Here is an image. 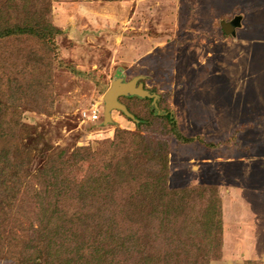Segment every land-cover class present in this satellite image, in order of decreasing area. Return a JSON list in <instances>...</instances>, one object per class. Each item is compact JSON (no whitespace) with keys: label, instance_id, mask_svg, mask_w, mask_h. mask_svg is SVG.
Returning <instances> with one entry per match:
<instances>
[{"label":"rangeland","instance_id":"1","mask_svg":"<svg viewBox=\"0 0 264 264\" xmlns=\"http://www.w3.org/2000/svg\"><path fill=\"white\" fill-rule=\"evenodd\" d=\"M9 1L15 5L0 10L4 23L36 18L59 32L0 42L9 81L4 126L23 147L14 156L20 158L14 160L19 191L0 226V264L11 261L7 230L27 236L19 226L36 220L35 202L72 198L37 194L48 180L65 185L41 175L47 158L66 160L60 176L70 187L88 165L74 155L97 142L105 147L117 128L166 143L169 188L216 190L221 247L208 264H264V0ZM235 17L234 34L224 32L221 21ZM136 76L156 98L118 99L142 120L119 109L105 119L103 96L111 82ZM92 112L97 119L88 117ZM167 112L189 140L170 131ZM194 200L196 206L201 201Z\"/></svg>","mask_w":264,"mask_h":264},{"label":"trees","instance_id":"2","mask_svg":"<svg viewBox=\"0 0 264 264\" xmlns=\"http://www.w3.org/2000/svg\"><path fill=\"white\" fill-rule=\"evenodd\" d=\"M9 2L4 1L0 10L5 5H15ZM56 31L47 20L33 18L8 24L0 16V42L21 33L45 39ZM7 84L4 58H0V210L4 205L0 226L19 191L15 169L18 166L14 160L20 158L14 156L23 148L10 139L4 126ZM165 117L178 139L189 140L180 135L169 112ZM113 139L105 147L97 142L96 147L82 148L84 154L79 151L74 155L87 160L88 165L83 177L70 187L60 176L66 160L59 155L47 158L41 175L65 185L51 184L48 180L50 184L41 190L43 194H37L48 192L72 198L67 203L41 198L35 202L36 220H30L27 229L19 226V231L24 230L27 236L17 235L11 228L4 236L7 257L11 258L4 264H208L218 257L222 212L216 190L202 186L169 188L168 148L163 140L121 128L115 129ZM126 190L129 198L122 200L120 195ZM194 198L201 200L197 206ZM162 237L166 239L163 242Z\"/></svg>","mask_w":264,"mask_h":264},{"label":"water","instance_id":"3","mask_svg":"<svg viewBox=\"0 0 264 264\" xmlns=\"http://www.w3.org/2000/svg\"><path fill=\"white\" fill-rule=\"evenodd\" d=\"M239 17H235L229 21H221L220 25L224 32L234 34V29L238 24ZM139 76L133 77L130 80H123L118 77L115 78L103 96V115L104 118L110 117V111L112 109H119L124 114L132 118L133 120H137L134 116L127 110L126 106L119 101V96L122 95H138L140 97H152L156 98V95L146 88L143 87L141 82H138Z\"/></svg>","mask_w":264,"mask_h":264},{"label":"built area","instance_id":"4","mask_svg":"<svg viewBox=\"0 0 264 264\" xmlns=\"http://www.w3.org/2000/svg\"><path fill=\"white\" fill-rule=\"evenodd\" d=\"M90 119H92V120H95V119H97V114H96V112H92V114H89V116H88Z\"/></svg>","mask_w":264,"mask_h":264},{"label":"crops","instance_id":"5","mask_svg":"<svg viewBox=\"0 0 264 264\" xmlns=\"http://www.w3.org/2000/svg\"><path fill=\"white\" fill-rule=\"evenodd\" d=\"M238 27V26H237ZM236 28V27H235Z\"/></svg>","mask_w":264,"mask_h":264}]
</instances>
